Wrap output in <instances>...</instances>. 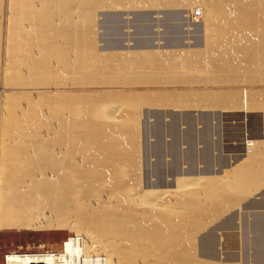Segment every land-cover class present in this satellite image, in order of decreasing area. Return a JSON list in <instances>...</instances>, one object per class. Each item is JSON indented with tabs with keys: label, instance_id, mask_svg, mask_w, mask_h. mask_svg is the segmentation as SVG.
I'll return each instance as SVG.
<instances>
[{
	"label": "bare ground",
	"instance_id": "bare-ground-1",
	"mask_svg": "<svg viewBox=\"0 0 264 264\" xmlns=\"http://www.w3.org/2000/svg\"><path fill=\"white\" fill-rule=\"evenodd\" d=\"M112 1L0 0L6 85H95L106 79L139 80L135 82L139 85L140 79L142 83L165 79L264 82V0H116L140 7L198 5L181 15L191 33L184 44H192V51H182L186 47L182 44H142L145 37L140 36L141 45L128 39L123 46H114V52H103L105 41L100 37L96 44L98 20L93 7L103 8ZM96 45L102 47L97 50ZM166 47L174 50L161 53ZM117 80L111 82L116 85ZM262 92L243 88L239 96L208 92L209 99L188 95L191 100L174 95L178 107L170 96L172 102L165 101L177 108L182 98L204 99V103L219 100L222 106L223 101H240L242 111H248L264 106ZM6 96L0 108V230L68 227L75 233L62 242L61 250L11 252L5 255V264H240L234 258L221 259L213 234H198L263 185V108L261 122L241 118L244 152L236 153L228 166L205 170L202 163V168L189 170L187 164L181 171L174 166L157 189L155 178H142L138 161L139 105L150 100L153 104L150 96L120 94L110 110L106 109L109 99L102 100L107 96L95 99L90 92H41L34 99L24 93ZM158 99L156 103L163 101ZM249 127H260V132L248 135ZM151 129L149 140L154 143L149 150H158L164 157L159 160L157 153H151L152 175L157 167H170L168 162L175 163L180 155L187 162L193 157L188 130L169 131L160 144ZM255 237L259 246L260 238Z\"/></svg>",
	"mask_w": 264,
	"mask_h": 264
},
{
	"label": "rangeland",
	"instance_id": "rangeland-1",
	"mask_svg": "<svg viewBox=\"0 0 264 264\" xmlns=\"http://www.w3.org/2000/svg\"><path fill=\"white\" fill-rule=\"evenodd\" d=\"M115 1L116 0L112 1V5L114 4L113 6L110 3L109 5L107 4L103 8L93 7L94 9L93 11L96 12V13L93 12L96 14L95 15L96 18L94 16V20L95 21L98 20L96 24L94 22L95 24L94 26L95 27L97 26L96 28H98V29L95 28V31L98 32L95 33L96 41H97L96 44L98 43V39H100V37L105 41L107 46L123 45L124 43H126L125 41H127L128 39L135 40L136 42L135 41L134 42L136 44H141V42L143 41H140L139 38L140 36H143L145 37V39H143L145 43L143 42L142 44L156 45L157 42H162L161 45H165V46L169 45L171 47L182 44L186 46L184 49H182V51H186V52L192 51L191 50L192 47L190 46L192 44H188V43L184 44L185 41L187 40L186 37L190 36L191 33L185 29L184 19L183 17L181 19V15H183V13L185 14L187 10L196 9L197 7H199L198 5H192L190 9H188L189 6H186L187 4L186 2H182V4L177 7H163V8L140 7L131 4L128 5L127 3H118L117 1L116 2ZM121 4L124 5L122 6ZM4 14H6V9H4ZM197 40L198 41L196 42V44H199L201 41L199 42L200 39ZM96 47H98L97 48L98 50L99 47L102 46L96 45ZM164 50H174V49L164 48ZM103 52H107L106 49ZM5 68L6 65L4 63V54L3 51L1 50L0 51V89L4 88L5 90H0V108L4 104L5 99H7L6 96L7 94L23 95V93L29 95L32 98L33 97L36 98V95L41 92L42 93L56 92V93H71V94L78 92L79 93L90 92V96L97 97L95 99H102L104 96H107L106 98L104 97L102 100L105 102V100L109 99L108 101H106L108 102L106 103L107 106L106 109L110 110L114 108V105L112 104L116 102L115 99H119L118 97L120 96V94H125V93L130 94L133 93V91H145V90L146 91H151V90H175V91L183 90L184 91L188 89H195V90H207V91L208 90L232 91V92L236 91L242 93V90L244 88L249 91L264 92V82L240 83L235 81L219 82L216 80H214L215 83L214 81L207 82L208 80L202 82L200 81L188 82L190 84H193L194 86H191L188 83L185 84V82L183 83L180 82V83H174L175 86H170L166 88L149 87L150 85L148 87H142V86L129 87L135 84H139V83H135L138 82L139 80H134L133 82L130 81L127 82V80L120 81L117 79H112V80L106 79L104 82L96 81L97 83H95V85L93 82L91 83L93 85H91L90 83H89L90 85L88 84L68 85L63 83L64 85L62 86V83L58 82V84H56L55 87H51L50 85H43V86L41 85V87H39L40 85L28 86V87L27 86L10 87L9 85L8 86L6 85L7 83L4 80ZM186 75L188 76L189 74L186 73ZM186 75H184V77H187ZM123 77L121 79H123ZM114 80L118 81L116 85L114 84V82L113 83L111 82ZM140 81H141L140 83L144 85L148 83L145 80H144L145 83L144 82L142 83L141 79ZM186 86H190V87H186ZM52 88H54V90ZM18 99H25V98L19 97ZM111 99L115 101L112 102ZM261 99H263V97ZM139 106L141 110L139 109L140 115L138 117L139 129L137 130L138 133L137 138L139 137L138 147H140L141 149V150L139 149L140 158L138 161L139 163L141 162L142 164L140 165L143 166L142 168L143 170L141 169V171H143L141 172V176L142 178L146 176H149V178L151 179L155 178L156 182L154 184L157 189H159L160 186L165 184V180L168 178L169 172L170 173L174 172V169L175 171H179L186 167L184 166L185 163H181L179 159L177 161L178 163L176 162L173 165L171 164L170 167H165V168L164 166L161 168L157 167L155 171L153 170L154 172L153 175L151 174L152 169L149 168L151 167V162H152L150 160L151 159L150 155H152L151 153L153 152H150L151 150L150 145L151 143L154 142L149 140L151 138L149 137L150 128H152L151 130L154 133L153 138L155 137V140L157 138L158 143L161 144L164 141L165 138L164 132L166 131V129L169 130V128L173 129L177 126L183 125L182 123L184 121L188 122L189 127L195 129L196 125L198 124V119H201L207 123V126L205 128L206 130H204V138L205 141L207 142L209 138L212 137L211 134L213 131L212 130L213 123L210 124L211 121H215V123L218 122L219 127L223 129L222 131L221 129L219 131L218 126H216L218 128V131L220 132V133L218 132V135H216V139H217L216 142H219L217 147V156H216L217 164L214 163L212 159L206 160L204 158L203 164L205 166L204 167L205 170H211V168H213L214 166L216 167L220 164L227 163L228 161L229 162L233 161L234 159H232V157H235L236 153L244 152L243 148L245 143L244 144L242 143L246 133L242 129V122H241L242 120L241 118L243 115L242 112L243 106L239 105L240 107H236L235 109L238 111L234 113H228V112L219 113L214 110L205 111V112L196 111L194 113L195 114L194 119L192 117H189L186 111L177 108L175 109L172 108L175 110L176 113L166 115V113L158 114L154 112L153 110H151L154 107L149 106V104L143 103V105L140 104ZM256 107L255 106L253 108L250 107L248 108V111H245L243 109L245 112H247L246 119L249 120V122H252V120H256V119H258L259 122H261L264 106L263 107L259 106L257 108ZM166 126L168 127L166 128ZM259 130L260 127L259 128L255 127V129L254 127L252 128L249 127L248 128L249 133L247 134L255 135L258 132H260ZM208 142L210 143V140ZM250 151L251 149L248 152ZM156 153L158 156L156 157L159 158V160H163L164 158L162 156L163 154L162 153L160 154V151L158 150H156ZM209 153H211L210 149H209ZM192 161L187 163L189 164L188 166L189 170H194L196 168L195 160ZM154 174H156L157 176ZM216 177L218 178V176ZM174 185L175 184L172 183L170 186L173 187ZM217 217H218L217 219L209 223L208 226H206L205 229L198 234V237L206 234H213L216 237L218 252L221 255V259L223 258L222 260L234 258L235 259L234 262L240 264H264V183L261 187L257 188L254 191L249 192V194L245 198L237 202V204H235V206H233L230 210L225 211L223 215ZM226 218L230 219L227 223L226 221H224ZM256 229L259 230L260 232L258 233ZM74 233L75 231L69 230L68 227L45 228L38 230L2 229L0 230V264H5V255L11 252L21 251L18 253H26V252L35 253V252H43L46 250L53 252L61 250L62 242L65 239H67L69 236L74 235ZM256 233L258 235H256ZM255 236L260 238L259 246L255 243V239H256Z\"/></svg>",
	"mask_w": 264,
	"mask_h": 264
},
{
	"label": "crops",
	"instance_id": "crops-1",
	"mask_svg": "<svg viewBox=\"0 0 264 264\" xmlns=\"http://www.w3.org/2000/svg\"><path fill=\"white\" fill-rule=\"evenodd\" d=\"M140 45H141V44H140ZM121 46H123V45H116L115 47H121ZM104 47L106 48V51H107V52H112V51L114 52V48H115L114 46H110V47H109V46H107L106 43H105ZM112 47H113V48H112ZM166 48H168V47H166ZM107 49H108V50H107ZM160 50H161V49H160ZM163 50H164V49L162 48V52H161V51H160V52L163 53V52H164ZM165 51H166V50H165ZM167 51H168V50H167ZM171 51H172V50H170V53H171ZM137 52H138V51H137ZM134 53H136V51H135ZM169 55H170V54H169ZM166 61H168V63L171 62V60H169V59H167ZM172 62H173V61H172ZM172 62H171V63H172ZM171 63H170V64H171ZM183 74H184V73H183ZM163 80H164V79H163ZM165 80H167V81H165ZM165 80H164V81H162V80H161V81L158 80L159 82H158V81H157V82L154 81V82H156V83H154L153 81H149L150 83L148 82L147 84H145L146 86H145L144 84H142V85L135 84V85H133V86H129V87H136V86L148 87L149 84H150L149 87H156V88H157V87H161V88H164V87H165V88H166V87H170V86H175L174 83H180V82L182 81V80H181L180 82H179V81H178V82H177V81H174V82H173V81H171V80L169 81V79H165ZM183 81H184V80H183ZM161 82H162L163 84H162ZM184 82H186V81H184ZM187 82H189V80H188ZM187 82H186V83H187ZM190 82H192V81H190ZM182 83H183V82H182ZM140 84H141V83H140ZM188 84L191 85V86H194L193 84H190V83H188ZM186 87H190V86H186ZM208 92H209V93H217V94H223V93H224V94H236V95H238V96H239V94H240V92H236V91L232 92V91H219V90H210V91H209V90H208ZM208 92H207V90H195V89H188V90H184V91H183V90H181V91H175V90H151V91H146V90H145V91H133L134 94H142V95H144V96H146V97H147V96H150L151 98H150V97H147V99H149V98H150V99H153V100L155 101V103H156V101H157V99H158L159 97H160V98H159L158 100L161 101L162 98H163V101H165L166 99L169 98V96H170V99H171L172 101L174 100V103H176L177 100H178L179 98H178V97H174V95L182 96V97H185V98L190 99V100H191V98L193 97L192 95H198V96H199V95H203V98H205V99H209V98H206V95L209 94ZM185 95H186V96H185ZM188 95H189V96L191 95L192 97L190 96V97H191V98H190ZM153 96H154V98H153ZM163 96H164V97H163ZM166 96H168V97L166 98ZM171 97H172L173 99H172ZM185 98H184V99H185ZM195 98L197 99V97H195ZM198 98H199V97H198ZM201 98H202V97H201ZM155 99H156V100H155ZM170 99H168L169 102H172V101H170ZM187 99H185V100H183V98L180 99V100L182 101L183 105H181L182 103H181V104L178 103L179 106H180L179 108H180L181 110H183V111H186V113H188L187 115H188L189 117H192L193 119H194V117H195V114H194V113H195L196 111H203V112H205V111H213V110H214V111L219 112V113H226V112H228V113H234V112H237L238 110H236V109H231V108H232V107L235 108V107H237V104H238V103H239L238 106H239L240 103H241L240 101H238L237 104H236V103L234 104L233 101H232V104H231V101H230V102H229V101H227V102L223 101V106H222L221 103H220V102H222V101L219 102V100L216 101V102L214 101V102H212V103H210L208 100H206V102L204 103L205 100H204V99H200V98H199V99H200L201 101H200V100H197V101H188ZM193 99H194V98H193ZM168 100H166V101H168ZM186 100H187L188 102H187ZM151 101H152V100H150V101H149L150 103H148L149 106L154 107V108H152L151 110H153L154 112H156V113H158V114H159V113H163V114L166 113V115H167V114H173V113H176L174 109L178 107L177 103H176L177 107H175V106H174L175 104L173 105V103H172V104H171V103H168V102L166 103V101H165V102L162 101L161 103L158 101V103H156V104L154 103V101H153V104H151V103H152ZM183 101H185V103H187V104H188V103H189V104L191 103L190 105H192V106H190V105H187V106H186V104H185ZM202 101H203V102H202ZM207 101H208L209 103H208ZM193 103H194V105H193ZM203 103H204V104H203ZM207 103H208V104H207ZM226 103H227V104H226ZM158 104H159V105H158ZM184 104H185V105H184ZM201 104H202V105H201ZM216 104H217V105H216ZM225 104H226L227 106H226ZM233 104L236 105V106H233ZM157 105H158V106H157ZM162 105H163V106H162ZM170 105H171V106H170ZM209 105H210V106L212 105V106L210 107ZM228 105H229V106H228ZM231 105H232V107H231ZM159 106H160V107H159ZM173 106H174V107H173ZM184 106H185V107H184ZM214 106H215V108H214ZM220 106H221V107H220ZM225 106H226V107H225ZM219 107H220V108H223V110L218 109ZM227 107H229L230 109H228ZM172 108H174V109H172ZM179 108H177V109H179ZM182 108H183V109H182ZM227 109H228V110H227ZM183 111H182V112H183ZM222 111H223V112H222ZM179 112H181V111H179ZM242 112H243L242 119L244 120V119H246V116H245V115H247V113H246L245 111H242ZM204 115H206V114H204ZM207 116H208V115H207ZM205 117H206V116H205ZM198 121H200V122H198V124L196 125V128H195V129L189 127V126H188V122H185V121H184V122L182 123L183 125L181 126V128H180V126H177V127L180 128V130H179V128H176V127H175V128H176V129L174 128L175 130L172 129V128H171V129L169 128L170 130L164 132V136L166 135L165 137H168L167 135H168L169 131H171V132H178V131H179V132L181 133V129L184 128V129H182V132H183V130H186V131L188 130V131H187V132H188V135H191V136H188L189 139H191V140H193V141H195V139H196V141H200V142H196V143L192 141V147L194 148V149H192V152L194 151L192 155H193V157L196 156V158H195V157L193 158V157L191 156L190 161H192V159H193V160L199 159V160H196V161H197L196 164L198 165V166H196V164H195L196 170L198 169L199 166H201V168L203 167L204 164L201 165V164L204 162L203 159H204L205 157H207V159H208V158L210 157V156H209L210 154H211V158H210V159H212V158L214 159V158H215L216 161H217L216 156H217V147H218L217 145H218V143H214V142H216V140H217V139H216V135H218V132H219L218 129H217V127H216V126H219V123H218V125H217V123L215 124V121H211V123H213V124H212V130H213L212 132H213V133H212L211 135L213 136V134H214V137L209 138V140H210L211 143H210V145H209V144L207 145L208 147H205V146H206L205 144H206L208 141H207V142L205 141V138H204V135H203V134H204V130H205L206 126H207V123H205L204 120H201V119H198ZM201 122H202V125L200 124ZM203 122H204L205 124H204ZM184 123H185V124H184ZM184 125H185V127H184ZM213 125H214V126H213ZM186 126H187V127H186ZM201 126H202V127H201ZM203 126H204V127H203ZM167 127H168V126H166V128H167ZM190 128H191V129H190ZM218 128H220V127H218ZM189 129L192 130V131H189ZM199 129H200V130H199ZM220 129H223V128H220ZM166 130H167V129H166ZM176 130H177V131H176ZM193 130H194V131H193ZM195 130H196V131H195ZM215 131H216V132H215ZM221 131H222V130H221ZM191 132L193 133V135H195V136H194V137H196L195 139L193 138V135H192ZM214 132H215V133H214ZM196 133H198V135H197ZM151 136L153 137L154 134H151ZM198 136H199V138H198ZM197 138H198V139H197ZM200 138H201V139H200ZM212 138H213V139L215 138V139L213 140ZM165 139H167V138H164V140H165ZM202 139H203L205 142H204ZM201 140H202V141H201ZM211 140H212V141H211ZM163 142H164V141H163ZM177 143H178V144H177L178 147L181 149L180 152H182V150H183V148H182L183 146H182V144H181L182 142L179 140V141H177ZM197 143H198V144H197ZM208 143H209V142H208ZM203 144H204V145H203ZM211 144H212V145H211ZM201 145H202V146H201ZM215 145H216L217 147H216ZM222 145H223V144H222ZM209 146H211V147H213V148H211V147H209ZM198 147L201 148V151H200V148H198ZM202 147H203V148H202ZM215 147H216V148H215ZM195 148H196V149H195ZM206 148H207V149H206ZM208 148H209V149L211 148V149H210V150H211V151H210V152H211L210 154H208V153H209V149H208ZM202 150H203V152H202ZM206 150H207L208 152H207ZM196 151H197V152H196ZM198 151H199V152H198ZM204 151H206L207 153L204 152ZM215 152H216V153H215ZM197 153H198V154H197ZM203 153H205V154H203ZM212 153H213V154H212ZM202 154H203V155H202ZM208 156H209V157H208ZM214 156H215V157H214ZM154 157H155V156H154ZM179 159H180L181 163L186 162L184 166H186L187 163L190 162V161H188V162H187V161H184V160L182 159V156H181V155H180V157L176 160V162H177ZM201 159H202L203 161H202ZM205 159H206V158H205ZM207 159H206V160H207ZM213 159H212V160H213ZM215 159L213 160L214 163H216ZM232 159H235V158L233 157ZM183 161H184V162H183ZM196 161H195V162H196ZM198 161H199V164H198ZM201 161H202V162H201ZM176 162H175V163H176ZM200 162H201V163H200ZM231 162H232V161H231ZM168 163H169V166H171V164H170L171 162H168ZM175 163H172V165L175 164ZM228 163L230 164V162H227V163H224L225 165H224V164H222V165L220 164V165H218V166H223V165H224L223 167H225V166H228V165H229ZM188 165H189V164H188ZM167 166H168V164H165L164 167H167ZM179 171H181V170H179Z\"/></svg>",
	"mask_w": 264,
	"mask_h": 264
},
{
	"label": "built area",
	"instance_id": "built-area-1",
	"mask_svg": "<svg viewBox=\"0 0 264 264\" xmlns=\"http://www.w3.org/2000/svg\"><path fill=\"white\" fill-rule=\"evenodd\" d=\"M197 14V13H196ZM196 19H198V18H196ZM16 252H21V251H16Z\"/></svg>",
	"mask_w": 264,
	"mask_h": 264
}]
</instances>
